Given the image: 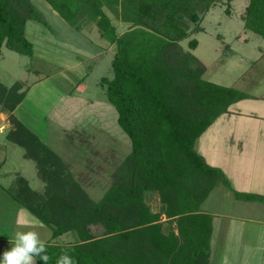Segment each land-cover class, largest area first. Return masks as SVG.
Wrapping results in <instances>:
<instances>
[{
	"label": "trees",
	"instance_id": "trees-1",
	"mask_svg": "<svg viewBox=\"0 0 264 264\" xmlns=\"http://www.w3.org/2000/svg\"><path fill=\"white\" fill-rule=\"evenodd\" d=\"M45 1L77 30L95 23L115 45L113 76L100 83L132 142L96 199L68 163L13 114L25 98V84L0 82V104L15 127L9 136L36 161L45 183L38 191L20 177L15 194L52 230L44 242L48 264L64 252L75 264H211L214 216L202 207L217 186L232 189V183L196 142L232 104L251 97L204 78L207 65L193 52L199 40L192 35L204 30V17L218 0ZM106 7L133 26L119 33ZM241 15L247 29L264 37V0H249ZM30 20L46 22L33 0H0V58L3 47L33 56L26 35ZM96 225L103 226L101 234ZM67 233L73 239L61 240ZM36 262L44 264L39 257Z\"/></svg>",
	"mask_w": 264,
	"mask_h": 264
},
{
	"label": "rangeland",
	"instance_id": "rangeland-1",
	"mask_svg": "<svg viewBox=\"0 0 264 264\" xmlns=\"http://www.w3.org/2000/svg\"><path fill=\"white\" fill-rule=\"evenodd\" d=\"M248 1L218 0L204 17V30L192 35L199 40L193 52L207 64L204 78L255 96L232 104L198 138L196 149L209 156L211 152H264V37L244 25L241 14ZM33 2L46 21L27 23L33 56L3 47L0 82L7 86L16 81L25 84L26 102L47 123L43 142L68 163L94 198L100 199L115 169L132 151L131 139L120 127L117 110L100 83L102 77L113 76L115 45L99 36L95 23L85 27L91 29L89 33L77 30L45 0ZM106 11L119 33L133 26L107 7ZM188 40L182 41L186 49ZM102 49L108 53L96 57ZM83 77V88H77ZM251 115L262 119L256 121ZM0 138L5 134L0 133ZM15 148L26 152L24 146ZM33 160L26 159L24 164L29 173L33 170L36 174ZM243 160L251 162V158ZM36 180L40 181L39 177ZM234 182L232 189L217 186L203 205L204 210L220 214L214 216L211 264H264V224L235 218L238 213L263 216L264 201L237 199L236 187L243 184L236 176ZM37 222L38 226L40 219ZM94 229L101 234L103 226ZM72 235H63L62 240L69 241Z\"/></svg>",
	"mask_w": 264,
	"mask_h": 264
},
{
	"label": "crops",
	"instance_id": "crops-1",
	"mask_svg": "<svg viewBox=\"0 0 264 264\" xmlns=\"http://www.w3.org/2000/svg\"><path fill=\"white\" fill-rule=\"evenodd\" d=\"M90 30L91 29L88 27L84 28L82 31L89 33ZM99 36L102 37L100 32ZM106 42L109 43L108 40H106ZM103 53H108V50L102 49L101 52L97 53L96 57L101 58ZM84 79L85 77L79 81L80 83L77 84V88H80V86L83 88L81 83L84 81ZM250 95L251 97L254 96L252 94ZM13 114L22 124L37 134L42 141L44 140L47 123H45L44 118L36 111V109H33L28 105L25 98L14 109ZM252 118L257 119L256 121L262 119L261 117H256L255 115H251V119ZM262 126H264V124ZM14 128V125L9 119V111L4 109L0 104V133L5 134V138H0V258H2L5 251L10 250L13 247V244L10 241L13 240L14 233L16 231H36L43 242L49 241L52 237L51 228L41 220V223L37 226V220L39 218L36 217L34 213L16 197L15 193L18 187V179L20 177L26 178L30 186L38 191H42L44 189L45 183L37 174V164L35 160L33 161L36 167V174L33 170L31 173H29L28 167H25L26 164H24V162H26V159L30 158L26 156V152L23 154L19 153L15 148V145L18 147L22 145L12 140L9 136V133ZM5 139L8 142H4ZM202 154L209 164L221 167L226 172L228 177L231 178V181L234 182V176H236L240 183L242 182L243 185L236 187L239 189V193H250L257 195V197L250 198L236 196L237 199H242L245 201H264V152H233V155H225L224 152H211V157L204 153ZM222 154L224 157L221 156ZM225 156L229 157L230 159L226 160ZM246 157L251 158V162L250 160H246V163H243V161H245L243 158ZM36 177H39L40 181L36 180ZM33 180L38 182L34 186L32 184ZM251 188L253 189L250 190ZM203 211L209 212L213 214V216H220V214L217 212L206 211L204 209ZM252 214L253 215L250 216L238 213V216L235 215V218L246 219L255 224H258V222L264 224V215L259 216L254 212ZM24 225H26V227ZM70 234L71 233H67L68 236ZM62 238L63 236H61V240ZM35 264H37L36 261Z\"/></svg>",
	"mask_w": 264,
	"mask_h": 264
},
{
	"label": "clouds",
	"instance_id": "clouds-1",
	"mask_svg": "<svg viewBox=\"0 0 264 264\" xmlns=\"http://www.w3.org/2000/svg\"><path fill=\"white\" fill-rule=\"evenodd\" d=\"M10 242L13 247L3 253L0 264H35L37 257L43 260L44 264H48L50 257L46 245L36 231H16ZM56 264H75V261L71 255L64 252L57 258Z\"/></svg>",
	"mask_w": 264,
	"mask_h": 264
}]
</instances>
